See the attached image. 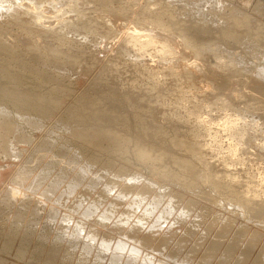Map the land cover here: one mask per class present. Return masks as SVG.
Wrapping results in <instances>:
<instances>
[{"label":"rangeland","instance_id":"1","mask_svg":"<svg viewBox=\"0 0 264 264\" xmlns=\"http://www.w3.org/2000/svg\"><path fill=\"white\" fill-rule=\"evenodd\" d=\"M58 1L63 2L66 0H58ZM88 1L89 0H87V2L85 1V4L89 8V12H90V10H91V12L94 11L93 13L88 12V14H90L89 16H91V17L95 16L96 17V16H99V14H100V16H101L100 18H103V16L105 15L106 12H109L111 14L110 15L108 13L109 14L108 15L106 13L107 16L106 15L104 16L105 20L108 17L107 21H105V20L103 21L104 18L101 20L100 19H98V20L94 19L96 21V23L97 24L99 23V24H98V27L96 25L92 26L93 28L91 27L92 28L91 30L95 31L97 28L98 33H97V31H95L96 33L94 32L95 34L91 33L92 31L89 30L90 28L88 29L89 31L86 30L87 32L85 30H84L85 31L84 32L83 28L82 29L80 28L82 31L78 30L79 31L78 32L75 30V29H77L75 27H70L68 30V28H59L60 26H58V27H54V29L56 28L55 31H54V29L51 32H50V30L49 31L45 30L47 33L44 32L43 29H41V31H43V33H45V34H42V33L39 34V36L41 37V39H40V37L36 34L39 31L37 29H35L36 31H33V32L30 31V32L33 34H36V36L39 37V41L41 43V44H39V48H41V49L38 48L39 50L36 49L33 51L30 49L31 52H29L30 50L25 45H20L19 43H17V42L21 41L20 37H17V36L21 33L20 30L23 28V26H22V28L20 29V27H21L20 23L17 24V22H19V21H16V24L18 25V27L16 26L13 19H11L12 21L10 20L11 22L8 20L6 21V22H8V24L10 26L6 22H3V20H2V22H0V28L2 27L0 29V33H3V31H4L3 35L0 36L1 42L3 41L2 39L5 38L4 40L7 39L8 41L7 40L6 41L9 42V43H7L5 41L7 43V45L11 44L12 40L14 42L17 40L15 42V44H18L17 45L18 47H17L15 44L12 43L13 44V45H11L12 47L9 45V48H8L9 50L6 47H1V45H0V97H1L0 102H2L1 104H3L4 106H6V104H7V106H6V107H8L7 109L10 111L13 110L14 112L18 110L17 108H19V109H21L20 110L21 113L23 112V114H25V112H26L25 110L29 109L30 113L32 114V117L37 118V119L39 118V120H37V121H39L42 124L41 130L40 129H34L35 127H31V126L29 128L28 127L29 125H27V127L25 125L24 126V127H26L25 129L23 126L20 127L19 133L21 131L22 134H24V133L27 134V131L29 130L28 135L33 136V134H34V136H33L34 140H32V142L28 143L27 145L23 146L22 144L18 145L19 144L17 142L18 140L13 138V140L16 141L15 143H17L19 148H21L22 150H23V148L26 149V150H23L21 158L18 159L17 161L19 162V160H20V161L24 162L23 160H25L26 157H29L31 155L30 153H32V154L34 153V148L36 147V140H38L37 141V144H38L39 142H41L43 140H47V138H48V141L56 140V143H55L56 146L50 152H52V151L53 152H60V149H61V151L65 150V149H67V151L72 149L70 151V153H72L74 151L73 149H75L77 156H78V160L81 163H83L84 166H86L88 164L90 167H91V165H92V167L97 166V168H94L95 173H96V171H98L97 172L98 174L103 173L102 175L104 176V174L106 175V173L109 171L106 175V177L108 176L107 178H109V176H111L112 172H113L115 175L111 176L110 178L112 179L111 180L112 183L113 184L115 183L117 185V187H118V185L121 186V184L124 182H126L125 184H128L129 179H130L129 177H131L130 175H132L134 173L132 175V176H134L136 174V171L138 172L137 173L138 175H140V173L142 175V173H143L144 176L146 175L145 177H147L146 179H148V180L150 178H152L153 180L156 179L157 181L159 180V183L155 182V183H157V185H156L157 188H158V186H160V182H161V183H163V186H164L163 189L165 188L164 190H167V188L169 190L171 188H173L172 191L170 190L171 191L170 193H172V192L174 193V190H175V193H174L175 195L172 196V198H171L173 201V203L171 202V204L174 207H176V205H175L176 202L177 201L180 202V203L177 202L176 209L181 210V207L183 209H185V207H186L185 204H187V205L190 204L192 202V201L190 202L192 197H193L192 200L193 199L196 200L195 203H197L198 205L196 204L197 205L196 206L195 203H193L194 201L192 202L194 208L193 207L191 208L190 211H192V212H190V216L193 215V217H194V214L198 215L197 211H199V213H200L201 207H202V210L207 209L209 207L208 210L202 211V213L204 212V215H206L203 217L205 219L204 221L205 222L207 221V224H209L210 221L213 220L212 219L213 217H211L212 214H213L212 216H214V217L215 216L218 218L221 217L220 219L223 221V224L221 223L220 220L217 221L218 224L216 222H214L216 225L215 224L213 225L215 227H212V231L214 228L215 233L224 224H225L224 226H226L227 224H230L229 223L230 220L227 221V219L232 218V220L230 221L232 223L230 225L231 227L229 225L226 226V227H230V229L227 230V228L225 227L226 228L225 230L229 231L228 233L226 231L225 236H227L229 238H227V237L225 238V236H224V238H223L224 242H222L221 245L224 246V248L225 247L229 248L228 242L230 243L232 241V239H234L235 237H236V239L239 240V242L236 241L237 243H235L236 239L234 240V242L232 241V243L234 244V245L232 244L233 248L231 247L232 245L230 243L229 246L232 249H234L235 246L237 248H235L234 251L231 249H228L227 252H229L231 250V253L229 254V261L224 260V258L227 259L226 257H221V258H223L224 263H225V261H227L225 264H232V263L234 264V262H235V264L236 263L238 264L239 260L237 261V259L242 257V255L240 253L244 252L245 250L247 251V249H249L248 248L249 246L250 247L254 246V248H250V251L248 250V252H249L247 254L248 259L246 258L247 260H245V264L246 263L247 264H261V263L264 264V246H263L264 245V234H263V232H264V133H263L264 132V90H260V89L258 90V88H256L257 89L256 90L253 87H250L256 83L255 81H253L254 78H252V77H255V75H254L255 71H251V72H250V70H248L249 72L246 71L247 70L246 67L250 68L251 65L250 64L248 65L247 61H245V64H244V61H243L242 63L244 65H246V64L248 65V66L246 65V67H245L246 70H245L244 67H242L244 65H241L242 63L239 61L242 59L238 58V57H241L242 54L239 53V54H241V56L237 57L236 55H234V52H236V51L230 50V52H229L228 49L225 50L226 48L222 49L220 47H217V44H219V43H215L216 48L217 49L220 48L221 51L225 50L226 52L225 51L219 52L215 48V45L213 42H206L207 44L211 43V47H210V44L207 46V44L205 43V40H207V37L204 38L205 40L203 39V37L197 38V39L192 38V40H194L196 42V44L198 43L199 45H202V43H203L202 41H204V48L206 46H207V48H209V49H204L202 47L203 46L202 45L201 48H203L204 51L207 50V52H205V53L203 52L202 54L200 53L201 54V55L199 54L200 57H198V55H196L199 58V59L197 58L196 60H195L196 56L193 53L187 52L188 53L187 54L186 51H182V49H179L178 52H176V50L174 52H171L172 53L171 55H170V53L168 54V52L166 54L165 52L162 53L161 51H157V50H156L157 52H155V50H154V51H151V53L149 50L147 51L144 49L138 51V48H136V47L134 48L133 44H128L129 46L124 45L125 43L122 39L124 38L125 33L128 31L131 32L134 27L138 28V30H140L141 32L146 33V31H144L146 29H143V28L145 26L144 24L147 23L149 20L147 22H143V21H145L144 19L147 18L146 16H148L147 19H150L151 17H155L156 14L159 11H161L160 7L162 6V8H164V6H163L164 3L159 0V1H157L159 4L154 3L155 5H152V8L147 9L149 5H147V2L145 0H134V1H132V0L124 1L123 0L124 2L122 0L121 1L120 0H114V1L111 0L114 8H111L112 6L110 7V5H112V4L108 3V5L111 9H113V11L115 10V8H117L116 12L115 11L113 12L112 10H109V9H108V11L103 12L101 9H103L104 6L102 7L101 3H100L101 6L99 5L100 9L97 6L99 4L98 2H102L103 0L102 1L99 0L98 2L92 0L94 3L92 1H90L89 4L91 5L93 3L94 7L93 6L89 7ZM259 1H263V0H259ZM106 2H107V0H106ZM160 2L163 5H160ZM253 2H254V0H247L246 1V3L249 5H251ZM123 3H124V5H123ZM157 4H158V6H156ZM95 6H96V8L99 9V11H98V9H95ZM133 6L135 8H133ZM100 10H101V13H99ZM119 10L120 11L124 10V13L121 11L123 14L122 17H121V14H118V13H121V12H119ZM125 10L127 12L132 10L131 11L132 13L131 12H130L131 14L127 13L128 14L127 15V14H125ZM174 11H171V12L169 11V14L167 13L168 16H167V14H165V16H164L165 18L163 17V20H165V22H166L172 16L173 17L175 16L178 18V16H176V14L178 12L180 13L181 11L179 9H177L178 12L177 13L175 12L176 14L174 13ZM102 12H103V14H102ZM143 12H144V14H143ZM113 13L114 14L116 13V14L114 15ZM139 13H141V14H139ZM173 13H174V15L171 16L170 14H173ZM96 14H98V15H96ZM137 14L141 18H142V16H144L145 18L143 17L144 19L141 20V18L138 17V19H137V17H136ZM134 15H136V16H134ZM169 15H170V17H169ZM109 16L110 17L112 16L111 17L112 20L109 19L110 18ZM132 16L135 18H133ZM166 16L168 17V19L166 18ZM118 18H119V22L121 24L117 21ZM108 19H109V21H108ZM114 19H116V21H114ZM121 19H123V20H121ZM125 19H127V20L125 21ZM135 19H136V21L138 20L139 23L136 21H134L135 22L134 23L133 20H135ZM139 19H140V21H139ZM99 20H100V22H99ZM110 20L112 21V23H115V25L114 24L112 25ZM102 22H103V25L101 26L100 24H102ZM108 22H110V23H108ZM116 22H118L119 24H116ZM12 23H13V25H12ZM105 24H108V26L107 25L105 26ZM119 25H121V26H119ZM103 26H104V28H102ZM122 26H124V27H122ZM126 26L129 28H127ZM5 27H7V28L4 29ZM108 27H112V28H110L111 30L108 29ZM141 27H143V28H141ZM113 28H114V30L118 29L119 32L114 31ZM78 29H79V27H78ZM175 29L176 28H174V29L171 28V31H173V30L175 31ZM123 31H126V32L124 33ZM28 32H26V31L23 32V30H22V34L27 33L28 35H30L31 33L29 34ZM53 32H54V35H52ZM165 32H162V35H163V37L165 36V38H163L161 35H160L161 37L159 38V36L156 35L157 39L159 41L162 39L164 41L168 40V39H166L167 38L166 37L167 31H165ZM58 33H60V34H58ZM89 33H90V35H88ZM111 33H113V34H111ZM174 33L177 34L180 32H179V30H177ZM16 34H18V35H16ZM33 34H31V35H33ZM57 35H58V37H57ZM92 35H93V37H92ZM108 35H109V38H108ZM177 35L179 36V34H177ZM65 36H67L68 38L66 37L67 38L66 39ZM84 36L87 37V40H85L86 37H84ZM37 37H35V38H37ZM35 38H32V39H35ZM58 38H59V40H58ZM63 38H64V40H63ZM60 39H62L65 42H63ZM71 39H72V41H71ZM88 39H90V40H88ZM121 40L123 41L124 44L122 43ZM1 42H0V44H1ZM205 44H206V46H205ZM52 45L54 47H56L57 50L61 51V53L63 51L65 53L69 52L71 54V56L69 53L67 55L65 53L61 54L59 52L61 55L57 54L59 56L55 55L56 56V58H55L54 54H52V53L48 54L49 52L47 53V51L50 50ZM122 45H124V47L125 46L126 47L124 48ZM132 45H133V47H132ZM194 46H198V45L194 44ZM212 46L215 49L212 48ZM58 47L61 49H59ZM10 48H12V49H10ZM14 48H16V49H14ZM198 48H199V46H198ZM135 49H137V51ZM211 49H214L217 51H214L215 53H213V52H211ZM209 50L211 53L209 52ZM236 50L238 51V49H236ZM34 51H36V52H34ZM82 52H83V54H82ZM216 52H219L218 54H220V57L225 58V60L223 58H221L224 61L220 59L221 62H219L218 55L217 56L215 55V54H217ZM138 53H140V54L138 57H136L138 55ZM164 53L166 55H164ZM221 53L222 54L224 53L226 55H227V53H229V54L226 57V55H224V54L222 56ZM188 55H190V56H188ZM204 55H205V57H204ZM231 55H234V56L232 57ZM68 56L71 58H69ZM140 56H141V58H140ZM162 56L165 59H161ZM170 56H172V57H170ZM175 56H178L179 59H177ZM180 57H181V59L183 58V60H181ZM185 57L186 58L188 57V59L190 61L188 59H186ZM231 57H232V59L237 57L239 60H236V62H235V59L230 60ZM251 57L254 61L257 60L256 58H254L255 57L254 55H251ZM173 58H176V59H173ZM53 59H54V61H53ZM167 59H169V62ZM171 59L173 61H171ZM226 59H227V61H226ZM164 60H165V63H164ZM184 60H185V62H184ZM197 60H200L201 63L203 64V66H202L203 68H201V66H200L201 69L200 68L198 69L199 72H197L195 70L196 73H198V74H190L189 70L188 71L186 70V72L188 73V75H187V73L185 71H184L185 72V74H184V73H182V70L181 71L179 70L180 68L182 69L184 67L183 64H182V66L180 64V63H182V61L184 62L185 65L186 64L190 65V64H193L191 62H195ZM259 60H261V59H258L256 61V63L255 62L253 63L251 61L252 66L254 64L253 69H255V67H257L258 65L263 64V61L262 60L259 61ZM177 61L180 63L178 64ZM200 61H198V62H200ZM225 61L228 62L227 64H229L230 61H231V63L238 64L239 66L238 65L237 66L239 68H237L236 64H235V68H232L234 66L231 64L230 66H232V67L230 69L231 70L233 69L236 71H237V69H239V72L234 73V72H232L233 71L232 70L231 72L233 73V75H232V73L229 74L228 71H230V69L227 68V67H229V65H226ZM82 62H86L87 64L82 63ZM172 62L173 63L176 62L177 64L174 63V65H173ZM223 62L226 65V68L228 71L224 68L225 66H224V64H222ZM251 62H248V63H251ZM169 64H172L173 67L176 65L174 68L178 67L179 69L178 68H177L178 70L174 69V68H172L171 65H170V67H168ZM93 65H94V67H93ZM177 65H179V66H177ZM219 67H223V68H219ZM5 69L8 71V73H11V74H7V72H5L6 71ZM202 69L204 70V72ZM221 69H224V70H221ZM241 69H242V71L246 72V74L243 73V75H242V72H240ZM174 70H176V71H174ZM183 70H185V69H183ZM58 72H59V74H58ZM239 73H241V75ZM235 74H237L236 75L237 77L234 76ZM238 74L240 75V77L238 76ZM244 74H245V76H244ZM189 75H191V76H189ZM192 75H194V76L192 77ZM251 75H252V77H251ZM173 77H175V78H173ZM235 78L237 79L238 83L235 82L236 81ZM255 78L256 79H254V80H257V77H255ZM239 79H241V81ZM232 81L235 82V84L232 83ZM247 81H248V83H247ZM252 81L254 82L253 84H252ZM204 82H207V83H204ZM205 84H207L208 86ZM237 84H238V86H237ZM247 84H249V85H247ZM209 85H210V87H209ZM246 87H249V88H246ZM3 89L5 91L8 90L7 91L8 93L13 92V94H11V95H14V93H16L17 96L14 95V98L15 97L16 98L15 99L11 98L12 96L10 97V95L7 93L6 94L9 97H7L6 94L4 95L2 93ZM236 92H238V95ZM243 92H245L246 94ZM117 93H119V94H117ZM8 98H11V99H8ZM5 99H6V101H4ZM35 101L38 104H36ZM4 102H5V104H4ZM39 103H41L42 106H41V104L39 105ZM15 105L17 106V108ZM37 105L39 107L41 106L40 108H44V110L46 109L47 112L50 111V112H48L49 114H47L48 117L47 116H45V117L40 116L41 112L38 113L37 111H40L43 109H40L39 107H37ZM43 105H44V107H43ZM90 105L91 106L93 105V107L95 108V109H93V110H95L94 112L93 111L91 112L93 107L91 108ZM14 106H15L16 110L14 109ZM31 106L33 109L32 111H31ZM35 106H36V110L38 109L37 111L35 110ZM84 106H88L87 107L88 109ZM85 109L88 112L90 111L89 114H88V112L86 113ZM33 111H34V113H33ZM104 112L106 114H104ZM97 113H99V114L102 113L101 115H103V117ZM107 113L109 114V116L113 115L115 117V120H114L113 116L110 117L112 119V121L110 119L107 120V118H109ZM110 113H113V114H110ZM33 114L35 116H33ZM38 114H39V116L37 117L36 115H38ZM42 115H44V114H42ZM104 115H106L107 118H104L105 117ZM75 116H76V118H75ZM77 116L78 117L82 116V117H80L78 119ZM69 117L73 118L72 119L73 122H74V118H75V120L78 119L82 123H80L78 120H77L78 123H76V121L74 123H72V121H71V119H69ZM120 117H122V118H120ZM40 118H42V119H40ZM45 118H47V119H45ZM61 118L63 121L61 120ZM95 119L97 121H94ZM43 122H45V123H43ZM256 122H258V123H256ZM65 123H66V125L67 124L68 125L66 126ZM44 124H46V125H44ZM76 124H78L79 126ZM72 125H73V127H72ZM64 126H66L68 128L66 129V127H64ZM51 127H53L52 129H54V132H56V133H54L51 130ZM70 129H71V131H70ZM72 129H75L76 131L72 130ZM46 130H47V133H46ZM55 130H57V131H55ZM59 130H60V132H59ZM48 131H50V132H48ZM66 131H67V133H66ZM72 131H74V132L72 133ZM80 131H81V133H80ZM51 132L54 134H51ZM62 132H64L63 133L64 135L62 134ZM56 134L59 136L62 134V137L60 136L61 138L58 137L60 140H58ZM48 135H49V137H48ZM51 135H54L53 136L54 139ZM64 136H66V137H64ZM88 137H89V139H88ZM50 138H52V139H50ZM63 139H64V141H63ZM92 141H93V145H91ZM117 143H119V144L117 145ZM58 145H60L61 148H59ZM62 147L64 149H62ZM124 147H126V148H124ZM55 148H57V151ZM58 149H59V151H58ZM29 150H33V151L31 152ZM77 150L79 153L77 152ZM81 150H82V152H84L82 155L83 157L81 156V152H80ZM144 153H145V155H143ZM89 156H90V158L87 159ZM153 157H154V159H153ZM160 157H162V158H160ZM81 158L83 161L81 160ZM83 158H86L88 162H84V160L86 161V159H83ZM90 160L91 161L94 160V162L93 161L91 162ZM154 160H156V161H154ZM0 162H1L0 165H5L7 163L5 160L3 161V158H1ZM15 166L16 165L12 166L11 175L15 171V169H14V168H16ZM58 168L59 167H56L55 172L59 171ZM106 168H108V170H106V172H105ZM8 169H10V168H8ZM97 169H99V170H97ZM100 170H102L104 172H102ZM119 170H121V176L124 177V180H122V181H121L122 177L120 175H118V174H120V173H118V172H120ZM123 171H124L125 175L124 174L122 175ZM128 174H129V176H127ZM117 176L118 177L120 176V177L116 178ZM148 176H149V178H148ZM235 176H237V177H235ZM112 177L113 178L115 177L114 179H116V180H114ZM145 177H143V175H142V180H144ZM7 178L4 179L5 183L8 180ZM101 178H102V176H101ZM208 178L210 179V181L206 180ZM103 179H100L101 180V182H99L100 186H98V187L96 186L94 191H99V190L104 188V187L102 188L103 184H100V183L106 182V181H104L106 179H104V180ZM125 179H126V181H125ZM152 179H150V180H152ZM113 180L118 181V183L114 182ZM4 182L0 186L1 190L6 185ZM161 186H162V184H161ZM166 186H167V188H166ZM229 186H231V187H229ZM231 189H234V190H231ZM180 190L182 192H179ZM211 190L213 192H211ZM195 191L198 192V195H196L197 192H195ZM232 191H233V193H232ZM199 192H200V195H199ZM241 192H243V193H241ZM244 192L245 193L248 192L247 194H249V195H247V198L249 197L250 200H247L246 198L243 197ZM99 193H100V191H99ZM177 193H179L180 196ZM182 193H183V195L187 193L184 196L185 197L184 199H181L183 196ZM224 193H226V195H224ZM95 194L96 193L94 192V195ZM193 194H195V195H193ZM201 195H203V196H201ZM176 196H179V197H177V199L179 198L180 200L179 199L176 200ZM95 197H98V194H96ZM194 197H198V198H194ZM211 197L212 198L214 197L215 199H211ZM225 197H227V198H225ZM173 199H175L176 201L174 202ZM185 199H189L188 200L189 202L185 201V203H184ZM243 199H245L247 201V203ZM165 200H167V199L165 198ZM165 200H163V201L165 202ZM227 200H229V202ZM216 202L219 204L221 203V204L219 205ZM236 202L239 205H237ZM181 203H183V205ZM192 203H191V205H192ZM222 205H224V207ZM241 206H247L248 207L246 209L247 211L245 210L246 211L245 215L242 212V208H239ZM205 207H207V208H205ZM9 208H10V210L11 209L13 210V208H11V207H9ZM262 208H263V210H262ZM1 209L2 208L0 206V220H1L0 221V264H74V263L75 264H91V260H90L91 257L85 256L86 259L88 260L87 261L85 259V257L83 256V254L81 252H79V251H81V249H79V247L77 246V243H73V242L66 243V241H65V244H64V242L59 243L60 240H58V239L56 240L55 238H57L58 235H60L61 231L59 232V230L58 231L55 230L56 228H53L54 227L53 224L52 225L49 223L47 224L46 219L42 220L43 223L41 222V224H42L41 228L42 229L40 228V225H38V226L36 225V227H34L36 230L35 231L34 229H32L33 227L30 226L33 224V222H31L29 220L30 218L28 219L27 216L24 220L20 221L21 225L24 223L26 225L24 224L21 226L20 223L18 224V222H19L18 220L14 219V218H11L12 220H9L10 217L9 218L7 217L8 215L10 216L12 210L10 211L5 207L4 209L6 211L2 210L5 212V214L3 212V215H2ZM120 210H122V209H120ZM120 210H119V212H120ZM193 211H196L197 213L196 212L193 213ZM207 211L208 212L210 211L209 213H211V214H209V217H208ZM248 211L253 213V214H250V213L248 214ZM14 212H15V209H14ZM14 212H13V214H14ZM206 212H207V214H206ZM226 216L227 217L230 216V218L228 217L226 220H224L226 218ZM256 216H258V217H256ZM6 217H7V221H6ZM206 218H209L208 219L209 221ZM222 218H224V219H222ZM247 218L251 219V220L250 221L248 220V222H247L246 221ZM256 218H258L259 220ZM26 220H27V222H29L28 224H27V222H25ZM16 221H17V223H16ZM259 221H260V223H259ZM225 222H227V224ZM245 222L247 223V225ZM219 223H221L222 225H220ZM9 224H11V225L9 226ZM217 225H219V226H217ZM239 225H241V229L243 228L242 230L239 229L240 228ZM254 225L257 226V227H255V229L253 227ZM7 226H9V227H7ZM16 226L18 227V229ZM22 227H26V228L23 229ZM46 227H47V230L45 231ZM217 227H218V229H215ZM245 228H247L248 230L247 229L244 230ZM258 228H260V229H258ZM29 229H32L35 233ZM57 229H59V228H57ZM103 229H105V228H103ZM42 230H43V232H42ZM53 230H54V232H53ZM256 230H258V232ZM250 231L254 232V233L253 232L252 233L255 234L256 238L254 235H252L254 237H252L250 235V234H252V233H250ZM259 231H260V233H259ZM30 232H32L33 234ZM214 232H212V234ZM238 233H240L241 236ZM45 234H46V236H45ZM234 234H235V236H234ZM245 234H246V237L249 234V236L252 237L253 239H255L256 242L253 241V239H250L249 237H247L248 239L246 237H244ZM55 235H57V237ZM221 235H222V232H221ZM242 235L244 238H246V241H245V239H242L243 238ZM258 235L260 236L259 238L257 237ZM239 238H241V239H239ZM54 239H55V241H54ZM221 240H222V238H221ZM248 240H251V241L249 242ZM53 241H54V243H53ZM243 241H245V242H243ZM247 241L249 242V244L247 243ZM245 243H247V244H245ZM59 245H61V247ZM64 245H65V247H64ZM74 245H76L75 246L76 248L74 247ZM225 245H227V246H225ZM222 246L218 249L219 255L227 253V252L224 253L227 249L223 250ZM63 247H64V249H63ZM56 248H58V249H56ZM72 248H73V250H72ZM201 252L202 251H200L199 255L197 254L196 256H200L202 254ZM234 256H235V258H234ZM83 259H84V261H83L84 263L82 262ZM101 264H103V263H101Z\"/></svg>","mask_w":264,"mask_h":264},{"label":"bare ground","instance_id":"2","mask_svg":"<svg viewBox=\"0 0 264 264\" xmlns=\"http://www.w3.org/2000/svg\"><path fill=\"white\" fill-rule=\"evenodd\" d=\"M85 1L87 2V0H66V1H63V2H60L58 0H0V22H2V20H3V22H6L7 20L10 21L11 19H13V21L16 24V21H19V22H17V24L20 23V26H21V27L19 26L20 29L22 28V26H23V28L21 30L19 29L21 31V33L19 34L20 36L18 34H16V35H18L17 37H20V40H21V41L18 40L19 42H17V43H19L20 45H25L29 50L31 49L33 51V50H36V49L39 48V44H41L40 41H39V37H40L39 34H41V33L45 34V33H43V31L46 32L45 30H47V31L50 30V32H51L54 29V27H58V26H60L59 28H68V30H69L70 27H75V28H77V29H75L76 31H78V30L82 31L81 30L82 28H83V31L84 30L86 31V30H88L90 28L89 30L92 31L91 30L93 28L92 26L96 25L98 27V24H99V23L97 24L95 20L103 19L104 16L106 15V13L107 14L109 13V12H106V11H108V9L113 11V9H111V8H114V6L112 4V1H114V0H112V1L111 0H109V1L107 0V2H106V0H103V1L100 0L102 2H98L99 0H94V1H97L99 3L97 5L99 7V9H100V6H101L100 3L102 4V7L104 6L103 9H101V10L103 12L105 11L106 13H105L104 16L102 15L103 18H100L101 17L100 14H99V16H96V17L92 16L91 17V16H89L90 14H88L89 8L86 6ZM90 1H92V0L88 1L89 7L90 6L94 7V5H93L94 2L92 1L93 3L91 2L92 4L90 5L89 4ZM124 1H126V0H124ZM132 1H134V0H132ZM145 1L147 2V5H149L147 9H149V8H152V5H155L154 3H158L157 1H159V0H145ZM160 1L164 3V5H163L160 2V5H163L164 8H162V6H161L160 7L161 11H159L156 14L155 17H151V18L149 17L150 19H147L148 16H146L147 18L142 16L144 14V12L141 15L142 18L140 16H138V14H137V16L134 15V16L137 17V19H138V17L141 18V20L145 18L144 19L145 21H143V22H147L149 20L147 23L144 24L145 25L144 28L141 27L143 29H146V30H144V31H146V33L141 32L136 27H134L131 32L128 31L129 29L127 30L128 32L123 31L124 33L126 32L125 35H124V38L122 39L125 44L121 40L124 45L133 44L134 48L135 47L138 48V51L144 49V50H147V51L149 50L150 53H151V51L155 50V52L161 51L162 53L165 52L166 54L168 52V54L170 53V55L172 54L171 52H174L175 50H176V52H178L179 49H182V51H186V53L187 52L188 53H193L195 56L198 55V57H200L199 56L200 53L202 54L203 52L204 53L207 52V50L204 51V49H209V48H207V46L209 44H210V47H211V43L207 44L206 42H213L214 45H215V48H216V44L215 43H219L220 45L217 44V47H220L222 49L226 48L225 50L228 49L229 52H230V50L236 51V52H234V55H236L237 57L241 56V54H242L241 57H238V58H241L242 60H239L237 57L232 59V57L234 55H231L232 57L230 58V60L231 59L232 60L235 59V62H236V60H239L241 63L244 61V64H245V61H247V64L251 65L250 68L246 67L247 64L246 65H244L243 63L242 64L240 63V64L244 65V66H242V67H244V69L246 67V69H247V70L245 69L246 71H248V70H250V72L251 71H255L254 75H255V77H257V80H254L256 78L252 77V75H251V77L254 78L253 81H255L256 83L253 86H250V87H253L254 89L258 88V90L259 89L260 90H264V87H263L264 86V0L263 1L254 0V2L251 5L246 3L247 0H160ZM108 3L112 4V5H110V7L112 6L111 8L109 7ZM158 4L156 6H158ZM123 5H124V3H123ZM133 8H135V7L133 6ZM95 9H98V8H96V6H95ZM99 9H98V11H99ZM177 9H179L181 12L179 13L177 11ZM101 10H100L99 13H101ZM116 10H117V8H115L114 11L116 12ZM121 11L119 10V12H121ZM131 11L127 12L125 10V14L130 13ZM169 11L170 12L174 11V13L178 12L177 14L175 13L176 16H178V18L175 17V16L173 17L172 16V15H174V13H173V14H170L172 17L169 18V20L165 22V20H163V17L165 16V14H167V13L169 14ZM90 12H91V10H90ZM93 12H91V13H93ZM103 12H102V14H103ZM122 12L124 13V10ZM122 12L118 13V14H121V17L123 15ZM139 14H141V13H139ZM168 14H167V16H168ZM96 15H98V14H96ZM170 15H169V17H170ZM167 16H166V18L168 19ZM111 17L109 19H111ZM107 18H106V20L104 18L103 21L104 20L107 21ZM133 18H135V17H133ZM109 19H108V21H109ZM100 20H99V22H100ZM111 20H110V22L112 23ZM121 20H123V19H121ZM126 20L127 19H125V21ZM114 21H116V19H114ZM117 21L119 22V18H118ZM134 21H136V19L133 20V22ZM139 21H140V19H139ZM110 22H108V23H110ZM118 22H116V24L120 23V22L119 23ZM136 22H138V20ZM6 23L8 24V22H6ZM17 24H16V26L18 27ZM113 24L115 25V23H112V25ZM12 25H13V23H12ZM100 25L102 26L103 22ZM106 25L108 26V24H105V26ZM119 26H121V25H119ZM78 27H79V29H78ZM122 27H124V26H122ZM6 28L7 27H5L4 29H6ZM102 28H104V26ZM110 28H112V27H108V29H110ZM127 28H129V27H127ZM171 28H173V29L176 28L175 31L173 30L174 32L179 30L180 33H177V34H179V36L177 34H175L173 31H171ZM35 29H37L40 32V33L39 32L36 33L39 37H37L36 34L31 33L33 31H36ZM41 29H43V31H41ZM55 29H54V31H55ZM22 30H23V32L24 31H26V32L29 31L28 33L29 34L31 33L33 35H31V34L28 35L27 33H26L27 35L26 34H22ZM113 30H114V28H113ZM95 31H97V28H96ZM95 31L93 30L91 33H94ZM114 31H118V29H116ZM165 31H167V36H166L167 38L166 39H168V40L164 41L161 38L163 41L162 40L159 41L157 39V36H159V38L161 36L163 37L162 32H165ZM3 33H4V31H3ZM3 33H0V36L3 35ZM97 33H98V31H97ZM58 34H60V33H58ZM111 34H113V33H111ZM52 35H54V32H53ZM88 35H90V33ZM93 35H92V37H93ZM35 37H37V38H35ZM57 37H58V35H57ZM66 37L67 36H65V38ZM84 37H86V36H84ZM202 37H203V39L205 37H207V40H208L207 41V40L204 39L205 43L207 44V46L205 44V46H206L205 48H204V41H202L203 43L201 42L202 45H203L202 46V45H199L198 43L196 44V42L194 40H192V38L197 39V38H202ZM32 38H35V39H32ZM108 38H109V35H108ZM163 38H165V36ZM4 39H2L4 42L3 41L1 42V40H0V42H1L0 45H1V47H6L7 49L9 48V45L11 46V45L15 44V42L17 41L14 38L16 41L14 42L12 40L13 44L11 43V44L7 45V43H9V42H7L8 41L7 39H6L7 41L4 40ZM40 39H41V37H40ZM58 40H59V38H58ZM60 40H62V39H60ZM63 40H64V38H63ZM85 40H87V37H86ZM88 40H90V39H88ZM71 41H72V39H71ZM63 42H65V41H63ZM193 43L195 45H198L199 48H198V46H194ZM15 45L17 46L18 44H15ZM124 45H122V46L124 47ZM133 45H132V47H133ZM201 46L204 49L201 48ZM212 48H214V47L212 46ZM10 49H12V48H10ZM14 49H16V48H14ZM39 49H41V48H39ZM59 49H61V48H59ZM214 49H211V52L215 53L214 51H217V50L219 52L225 51V50L221 51V49L219 50L217 48H216L217 50H214ZM236 49H238V51ZM31 50L29 52H31ZM135 50L137 51V49H135ZM34 52H36V51H34ZM59 52L61 53V51L57 50L56 47H54L53 45L50 48V50L47 51L48 54L52 53V54H54V56L55 55L59 56L62 53L63 54L65 53L64 51L61 54ZM209 52H210V50H209ZM219 52H216L217 54H215V55L216 56L218 55V57H219L218 60H219V62H221L220 59L223 58V57H220V54H218ZM68 53L69 52H67L65 54L68 55ZM165 53H164V55H166ZM239 53H241V54H239ZM57 54H59V55H57ZM82 54H83V52H82ZM139 54L140 53H138V55L136 57H138ZM223 54L221 53L222 56H223ZM228 54L229 53H227V55ZM250 54L254 55L255 56L254 58H256L257 60L261 59L263 61V64L262 65L260 64L257 67H255V69H253L254 64L252 66V62L256 63L257 60L254 61L252 59L253 56L251 57ZM224 55H226V54H224ZM227 55H226V57H227ZM56 56H55V58H56ZM70 56H71V54H70ZM188 56H190V55H188ZM170 57H172V56H170ZM175 57L177 59H179L178 56H175ZM198 57L196 56L195 60ZM204 57H205V55H204ZM69 58H71V57H69ZM140 58H141V56H140ZM176 58H173V59H176ZM183 58L181 59V57H180L181 60H183ZM54 59H53V61H54ZM161 59H165V58H163V56H162ZM186 59H188V57ZM223 59L225 60V58H223ZM223 59H221V60H223ZM227 59H226V61H227ZM167 60L169 62V59H167ZM261 60H259V61H261ZM171 61H173V60L171 59ZM198 61H200V60H197L195 62H191L193 64L189 63L190 65H188V64L185 65L184 64L185 60H184V62L182 61V63L177 61L178 64L179 63L181 64V66L183 64L184 67L182 69L181 68L179 69L178 67L174 68L176 65L173 67L172 64H169L168 67H170V65H171L172 68H174V69L178 68L180 71L182 70V73H184V74H185L186 70L187 71L189 70L190 74H198V73H196V71L199 72L198 69L200 68V66H201V68H203L202 67L203 64L201 63V61L200 62H198ZM248 62H251V63H248ZM82 63H86V62H82ZM164 63H165V60H164ZM174 63L177 64L176 62H174ZM174 63H173V65H174ZM227 63L228 62L225 63L226 65H229V67H227V68L230 69L232 67V66H230L231 64L234 66L232 68H235V64L236 63H231V61H230L229 64H227ZM222 64H224V62ZM225 64H224L225 67L224 66L223 67L227 70ZM237 65L238 64H236V66ZM177 66H179V65H177ZM238 66H237V68H239ZM93 67H94V65H93ZM223 67H219V68H223ZM183 69H185V70H183ZM7 70L5 72H7V74H11V73H8ZM221 70H224V69H221ZM232 70L230 69V71H228V70L227 71L229 72V74L232 73V72H234V73L235 72H237V73L239 72V69H237V71L236 70L232 71ZM174 71H176V70H174ZM203 72H204V70H203ZM240 72H242V75H243V73L246 74V72L242 71V69H241ZM58 74H59V72H58ZM239 74L241 75V73H239ZM239 74H238V76L240 77ZM245 74H244V76H245ZM187 75H188V73H187ZM232 75H233V73H232ZM236 75L237 74H235L234 76H236ZM189 76H191V75H189ZM193 76L194 75H192V77ZM173 78H175V77H173ZM235 80H236L235 82L238 83L236 78H235ZM239 80L241 81V79H239ZM248 81H247V83H248ZM253 81H252V84L254 83ZM235 82L232 81V83H234V84H235ZM204 83H207V82H204ZM205 85H207V84H205ZM247 85H249V84H247ZM237 86H238V84H237ZM209 87H210V85H209ZM246 88H249V87H246ZM4 89L2 90V93L4 95L7 93V94L10 95V97L12 96L11 98H13V99L16 98V97L14 98V95H16V93H14V95H11V94H13V92L12 93L11 92L8 93L7 92L8 90L5 91ZM236 93L238 95V92H236ZM243 93H245V92H243ZM7 94H6V96H7ZM117 94H119V93H117ZM7 97H9V96H7ZM11 98H8V99H11ZM4 101H6V99ZM1 103L2 102H0V160H1V158H3V161L5 160L7 163L6 164L4 163L5 165H0V186H1V184H3L4 179H6L8 177L7 178L8 180H7L6 183L4 182L6 184L5 187L2 188V190L0 189L1 190L0 191V206L2 208L1 211L2 210L6 211L4 209L5 207L7 209L9 207L13 208V210L11 209L12 212H11L10 216L7 214L8 215L7 217L8 218L10 217L9 220H12L11 218H14V219L19 221L18 222V224H19L20 221L24 220L26 218V216H27V218L28 219L30 218L29 220L31 222H33L32 225H30L31 223L29 225L31 227H33L32 229L35 230L34 227H36V225L37 226L40 225V228H41L42 220L46 219L47 220L46 221L47 224L48 223L51 224V225L53 224V226H54L53 228H56L55 230H57V231L59 230V232L61 231L60 235H58V237H57V235H55L57 238H55V237L54 238L56 240L57 239L60 240L59 243L64 242V244H65V241H66V243H70V242L77 243V246L79 247V249H81V251H79V252H81L84 257L85 256L91 257V259H90L91 260V264H101V263H103V264H225L227 261H225V263H224V260H228L229 261V254L231 253V250L234 251V249L237 248L235 246L234 249H232L233 245H234L232 243V241L234 242L236 237L235 238L233 237L234 239H232V241L230 242L231 245L233 244L231 246L232 248L229 246L230 245L229 242H228V244H229L228 247L229 248H227V247L224 248V246H222L221 244H222V242H224L223 238L226 235V231L228 229H230V227H231L230 225L232 223L230 221L232 220V218L231 219H227L228 217L230 218V216H228V217L226 216L225 219L222 218L224 220L227 219V221L230 220L229 221L230 224H227V222H225L230 227H226L227 225L224 226L225 225L224 224L222 227L220 226L221 228L219 227L220 229H218V227L215 228V229H218V231L215 233L214 232V228H213V231H212V227H215V226H213L215 224L214 222H216L218 224L217 221H219V220L223 224V221L220 219L221 217L220 218H218L216 216L214 217V216H212L213 215L212 214L211 217H213L212 218L213 220L211 219L212 221H210V223L207 224V221L205 222L204 221L205 219L203 218L206 215H204V212L202 213V211L203 210H205V211L208 210L209 207L208 208L205 207L207 209H203V210H202V207H201V212L200 213H199V211H197L198 213L196 211H193V213L196 212L198 215L194 214V217H193V215L190 216V212H192L190 210L193 207V203H195V201H196L194 199L192 200L193 197L190 200V202L194 201L193 203L191 202L192 205H191V203L188 204V205L185 204V206H186L185 209H183L182 207H181V210L180 209L179 210L176 209L178 201L175 204L176 207H174L171 204V202L173 203L171 198H172V196L175 195L174 194L175 190H174V193L173 192L170 193L173 188H171L170 189L171 191H170L167 188V186H166L167 190H164L165 188L163 189L164 186H163V183H161V182H160V186H158V188H157V186H156L157 183H155V182L159 183V180L157 181L155 179L156 180L155 181L152 178H150L152 180H150V179L148 180V179H146L147 177H145L146 175L144 176L143 173H142V175H143V177H145V179L142 180L141 173H140V175H138L137 174L138 172L136 171L137 175L135 174L134 176H132L134 173L132 175H130L131 176V177H129L130 178L129 179L130 183L127 181L128 184H125L126 182H124V183L121 184V186L118 185V187H117V185L115 183L114 184L112 183V181H111L112 179L110 178L111 176L115 175L113 172H112V175L109 176L110 179L107 178L108 176L106 177V175H107V173L109 171L106 173V175L104 174V176L102 175L103 173L102 174H98L97 173L98 171H96V173H95L94 168H97V166L95 165L96 167H92V165H91L92 168L89 166V164L88 165L85 164L86 166H84V164L81 163L78 160V156H77V153H76L75 149H73L75 152L73 151L72 153H70V151L72 149L68 150L69 152L67 151V149H65L63 151H61V149H60V152H53V151L50 152L56 146V144H55L56 140L48 141V138H47V140H43V141L39 142L38 144H37L38 140H36V147L35 146H34L35 148L33 147L34 148V153L33 154L30 153L31 155L29 157H26V159L23 160L24 162H22L20 160L18 162L17 160L21 158L23 150H26L25 148H23V150H22L21 148L18 147V145L22 144L23 146H25L28 143L32 142V140H34V137H33L34 134H33V136L32 135H28V131L29 130L27 131V134H25V133L22 134L21 131L19 133L20 127L21 126L24 127L25 125L27 127V125H29L28 126L29 128L31 126V127H35L34 129H40L41 130V125L42 124L39 121H37V120H39V118L37 119V118H33L32 117V114L30 113L29 109L25 110L26 112L24 111L25 114H26L25 115V114H23V112L21 113V111H20L21 109L17 108V106H16L17 104L15 106H16V108L18 110L14 112L13 110L10 111V110L7 109L8 108V107H6L7 104H6V106H4ZM4 104H5V102H4ZM36 104H38V103L36 102ZM40 104L41 103H39V105ZM15 106H14V109H15ZM41 106H42V104H41ZM37 107H39V106L37 105ZM43 107H44V105H43ZM84 107L87 108L88 106H84ZM92 107H93V105L91 106V108ZM40 109H43V110L37 111L38 109L36 110V106H35V110L38 113L41 112L40 116H42V117L47 116V114H49L48 112H50V111L47 112V110L46 109L44 110V108H40ZM93 109H95V108L93 107L91 112L95 111ZM32 110L33 109H32V106H31V111ZM85 111H86V109H85ZM87 112L88 111H86V113ZM89 112H88V114H89ZM33 113H34V111H33ZM42 114H44V115H42ZM97 114H99V113H97ZM101 114H99V115H101ZM104 114H106V113L104 112ZM110 114H113V113H110ZM107 115L109 116L108 113H107ZM33 116H35V115L33 114ZM36 116L38 117L39 114L36 115ZM101 116L103 117V115H101ZM104 116H105L104 118H107L106 115H104ZM111 116H113V115H110L109 118H107V120L110 119L112 121V119L110 118ZM80 117H82V116H79L78 119ZM75 118H76V116H75ZM75 118H74V122L76 121V123H78L77 122L78 119L75 120ZM120 118H122V117H120ZM40 119H42V118H40ZM45 119H47V118H45ZM69 119H71V121H72L73 118L69 117ZM61 120H62V118H61ZM114 120H115V117H114ZM94 121H97V120L95 119ZM74 122L72 121V123H74ZM43 123H45V122H43ZM80 123H82V122H80ZM256 123H258V122H256ZM44 125H46V124H44ZM65 125H66V123H65ZM76 125H78V124H76ZM66 126H64V127H66ZM26 127H24V129ZM72 127H73V125H72ZM52 128L53 127H51V130L54 132V129H52ZM67 128L68 127H66V129ZM60 130H59V132H60ZM72 130H75V129H72ZM55 131H57V130H55ZM70 131H71V129H70ZM48 132H50V131H48ZM73 132L74 131H72V133ZM46 133H47V130H46ZM54 133H56V132H54ZM54 133L51 132V134H54ZM63 133L64 132H62V134ZM66 133H67V131H66ZM80 133H81V131H80ZM62 134L60 135L61 137H62ZM51 136L53 137L54 135H51ZM60 136L57 135V138L58 137L61 138ZM48 137H49V135H48ZM64 137H66V136H64ZM13 138L18 140L17 141L19 143L18 145H17V143H15L16 141L13 140ZM59 138H58V140H60ZM50 139H52V138H50ZM53 139H54V137H53ZM88 139H89V137H88ZM63 141H64V139H63ZM118 144L119 143H117V145ZM91 145H93V141H92ZM58 146H59V148H61L60 145H58ZM57 148H55L56 151H57ZM124 148H126V147H124ZM62 149H64V148L62 147ZM29 151L32 152L33 150H29ZM58 151H59V149H58ZM77 152H78V150H77ZM80 152H81V156H82L84 152H82V150ZM143 155H145V153ZM89 158H90V156L87 159H89ZM160 158H162V157H160ZM83 159H86V158H83ZM87 159H86V161L84 160V162H88ZM153 159H154V157H153ZM81 160H82V158H81ZM92 161L94 162V160H92ZM154 161H156V160H154ZM13 165H16L15 166L16 168H14L15 171L11 175V170H12V166ZM56 167H59L58 168L59 169L58 172H55ZM8 168H10V169H8ZM99 169H97V170H99ZM106 170H108V168L105 169V172H106ZM100 171H102V170H100ZM119 171L120 172H118V173H120V174H118L117 172L116 173L121 176V170H119ZM102 172H104V171H102ZM123 174H124V171L122 172V175ZM101 176H102V178H101ZM127 176H129V174ZM119 177L117 176L116 178H119ZM121 177H122L121 181L124 180V177L123 176H121ZM235 177H237V176H235ZM103 178L106 179V180H104ZM148 178H149V176H148ZM100 179H103L106 182L105 183H100V184H103L102 188L103 187L104 188L99 190L100 191V193H99V191H94V189H95L96 186L97 187L100 186L99 185V182H101ZM114 180H116V179H114ZM206 180L210 181L209 178L206 179ZM125 181H126V179H125ZM114 182L118 183V181H114ZM161 184H162V186H161ZM229 187H231V186H229ZM231 190H234V189H231ZM94 192L96 194H98V197H95L96 194L94 195ZM179 192H182V191L180 190ZM195 192H197V191H195ZM211 192H213V191L211 190ZM232 193H233V191H232ZM241 193H243V192H241ZM247 193L248 192H246V193L244 192V196L243 197L246 198L247 200H250L249 197L247 198V195H249ZM177 194H179V193H177ZM186 194L183 195V193H182L183 196L181 195L182 198L181 197L180 198L184 199L185 198L184 196ZM195 194H193V195H195ZM196 195H198V192H197ZM199 195H200V192H199ZM224 195H226V193H224ZM179 196H180V194H179ZM179 196H176V200L179 199V198L177 199V197H179ZM201 196H203V195H201ZM165 198L167 200H165ZM194 198H198V197H194ZM225 198H227V197H225ZM189 199H185L184 203H185V201H188ZM211 199H215V198L211 197ZM163 200H165V202ZM173 200H174V202L176 201L175 199H173ZM243 200H245V199H243ZM227 201L229 202V200H227ZM245 202L247 203L246 200H245ZM178 203H180V202H178ZM181 204L183 205V203H181ZM196 204L197 203H195V205ZM217 204H219V203H217ZM236 204H237V202H236ZM237 205H239V204H237ZM222 206L224 207V205H222ZM239 208H242V212L245 215V212L247 211L246 209L248 207L247 206H241ZM14 209H15V212H14ZM120 209H122V210H120ZM8 210H10V208ZM119 210H120V212H119ZM262 210H263V208H262ZM4 211H2V213H1L2 215H3ZM13 212H14V214H13ZM207 212H206V214H207ZM209 212H208V217H209V214H211ZM249 213L253 214V213L248 211V214ZM4 214H5V212H4ZM7 217H6V221H7ZM256 217H258V216H256ZM206 219L208 220L209 218H206ZM256 219H258V218H256ZM248 220L250 221L251 219L247 218L246 221L248 222ZM25 222H27V220ZM16 223H17V221H16ZM28 223L29 222H27V224ZM221 223H219V224L222 225ZM259 223H260V221H259ZM24 224H22V225H24ZM10 225L11 224H9V226ZM20 225H21V223H20ZM246 225H247V223H246ZM9 226H7V227H9ZM217 226H219V225H217ZM239 226H240L239 229L242 230L243 228L241 229V225H239ZM225 227L227 228V230H225L226 229ZM253 227L255 229V227H257V226L254 225ZM22 228L24 229L26 227H22ZM57 228H59V229H57ZM103 228H105V229H103ZM17 229H18V227H17ZM32 229H29V230H32ZM246 229L247 228H245L244 230H246ZM258 229H260V228H258ZM46 230H47V227H46L45 231ZM256 231L258 232V230H256ZM32 232H34V231L32 230ZM32 232H30V233H32ZM42 232H43V230H42ZM53 232H54V230H53ZM212 232H214V233L212 234ZM221 232H222V235H221ZM228 232L229 231H227V233ZM252 232L250 231V233H252ZM253 233L250 234V235L251 236L252 235L255 236V234H253ZM259 233H260V231H259ZM238 234L240 235V233H238ZM246 234H245L244 237H246ZM263 234H264V232H263ZM45 236H46V234H45ZM234 236H235V234H234ZM254 236H252V237H254ZM220 237L222 238L223 241L221 240ZM226 237L227 236H225V238ZM242 237H243V235H242ZM244 237L242 239H245V241H246L247 237H249L250 239H253L252 237L249 236V234H248V236L246 238H244ZM257 237L259 238L260 236L258 235ZM227 238H229V237H227ZM255 238H256V236H255ZM55 239H54V241H55ZM239 239H241V238H239ZM54 241H53V243H54ZM236 241L239 242L238 239L235 240V243H237ZM245 241H243V242H245ZM248 241L250 242L251 240H248ZM248 241H247V243L249 244ZM253 241H255V239H253ZM247 243H245V244H247ZM59 246L61 247V245H59ZM75 246L76 245H74V247ZM221 246L223 247V250L227 249L225 252L223 251L224 253H226L228 251V249H231V250L229 252H227L226 254L219 255L218 249ZM225 246H227V245H225ZM64 247H65V245H64ZM64 247H63V249H64ZM248 248L249 249H247V251L246 250L245 251L243 250L244 252L241 251L242 253H240V254L242 255V257L237 259V261L239 260L238 264H245V260L248 259V256H247V254L249 253L248 250L250 251V248H254V246H251V247L249 246ZM56 249H58V248H56ZM72 250H73V248H72ZM200 251H202L201 252L202 254L200 256H196L197 254L199 255ZM221 257H226L227 259L224 258V260H223V258H221ZM234 258H235V256H234ZM85 259H86V257H85ZM83 261H84V259L82 260V262ZM234 264H235V262H234Z\"/></svg>","mask_w":264,"mask_h":264}]
</instances>
